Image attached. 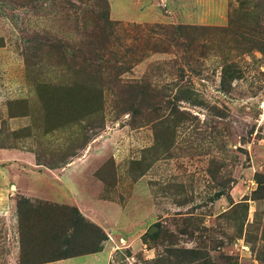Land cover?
<instances>
[{
    "label": "rangeland",
    "instance_id": "rangeland-1",
    "mask_svg": "<svg viewBox=\"0 0 264 264\" xmlns=\"http://www.w3.org/2000/svg\"><path fill=\"white\" fill-rule=\"evenodd\" d=\"M93 262L264 264V0H0V264Z\"/></svg>",
    "mask_w": 264,
    "mask_h": 264
},
{
    "label": "crops",
    "instance_id": "crops-1",
    "mask_svg": "<svg viewBox=\"0 0 264 264\" xmlns=\"http://www.w3.org/2000/svg\"><path fill=\"white\" fill-rule=\"evenodd\" d=\"M29 162L32 164V162H33V160L32 159H29ZM34 167H35V165H34ZM31 169H35V168H33V167H30ZM69 171L70 172H72V171H74V168H71V169H69ZM76 172H78L79 171V169H77V170H75ZM32 173H31V175H29L31 178H43V174H45V176H47V175H50V174H47L45 171H44V173H41V172H38V170L36 169V171L34 170V171H31ZM70 172H67V174L69 175V173ZM35 174V175H34ZM38 175V176H37ZM68 178H69V176H67ZM65 180V179H64ZM62 181H63V179H62ZM8 182H11V185L13 184L12 182H14V179L12 178V176L10 177V179H9V181ZM69 181H67V183H68ZM34 185V184H33ZM61 185H64V186H66V184L64 183V181H63V184H61ZM35 186V185H34ZM67 187V186H66ZM38 190V191H37ZM40 190H41V188L39 187V189H38V186H35L34 188H32V187H28V189L26 188V191H27V193H28V195L30 196V197H33V198H38V197H41V198H45V199H48V201H51V202H59L61 199H59L58 198V194H57V191H56V189H55V193H53V194H51L50 196H45V195H43L41 192H40ZM27 193L25 192V194L27 195ZM27 195V196H28ZM80 209H81V212L83 213V215L85 216V217H87V218H92L94 221H95V223L96 224H98V226H100V227H104L103 226V224H102V220H101V218L98 216V215H92L91 213H88V211L87 210H84L83 209V207L81 206L80 207ZM108 243V244H107ZM110 241L109 242H106L105 244V250H103L102 252H100V253H97V254H92L91 256H88V257H86L87 259L89 258H92L91 259V261H94V260H99V261H101V259L104 257V254H105V252L109 249V246H110ZM110 250V249H109ZM102 257V258H101ZM104 260L102 259V262H103ZM89 262V261H88ZM98 262V261H97ZM93 263H95V262H93ZM96 264V263H95Z\"/></svg>",
    "mask_w": 264,
    "mask_h": 264
},
{
    "label": "trees",
    "instance_id": "trees-1",
    "mask_svg": "<svg viewBox=\"0 0 264 264\" xmlns=\"http://www.w3.org/2000/svg\"><path fill=\"white\" fill-rule=\"evenodd\" d=\"M105 236V235H104ZM106 237V236H105ZM101 248L102 247H99L97 250H95L93 253H97V252H99V251H101Z\"/></svg>",
    "mask_w": 264,
    "mask_h": 264
}]
</instances>
